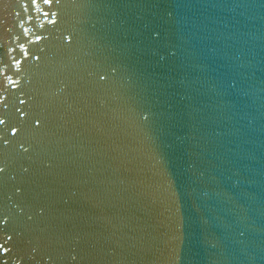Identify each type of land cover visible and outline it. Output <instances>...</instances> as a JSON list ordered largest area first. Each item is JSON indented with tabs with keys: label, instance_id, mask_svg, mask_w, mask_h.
<instances>
[{
	"label": "water",
	"instance_id": "obj_1",
	"mask_svg": "<svg viewBox=\"0 0 264 264\" xmlns=\"http://www.w3.org/2000/svg\"><path fill=\"white\" fill-rule=\"evenodd\" d=\"M0 264H264V0H0Z\"/></svg>",
	"mask_w": 264,
	"mask_h": 264
}]
</instances>
